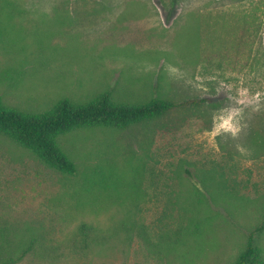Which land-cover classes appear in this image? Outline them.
Masks as SVG:
<instances>
[{"label": "rangeland", "instance_id": "374dc122", "mask_svg": "<svg viewBox=\"0 0 264 264\" xmlns=\"http://www.w3.org/2000/svg\"><path fill=\"white\" fill-rule=\"evenodd\" d=\"M107 91L206 101L68 131L73 174L0 135V264H234L264 218V0H0L6 107Z\"/></svg>", "mask_w": 264, "mask_h": 264}, {"label": "trees", "instance_id": "16d2710c", "mask_svg": "<svg viewBox=\"0 0 264 264\" xmlns=\"http://www.w3.org/2000/svg\"><path fill=\"white\" fill-rule=\"evenodd\" d=\"M204 101L205 98L118 101L107 91L84 103H75L65 97L51 110L32 113L6 107L0 95V135L30 151L51 168L73 174L77 171V165L61 143L63 134L68 131L92 125L126 128L135 122L161 116L174 107L196 105ZM82 227L85 228L84 225ZM262 233L264 218L249 231L245 247L234 264H264L263 251L257 243ZM31 247L24 249L16 258L11 257L5 264H16Z\"/></svg>", "mask_w": 264, "mask_h": 264}, {"label": "clouds", "instance_id": "9594fccd", "mask_svg": "<svg viewBox=\"0 0 264 264\" xmlns=\"http://www.w3.org/2000/svg\"><path fill=\"white\" fill-rule=\"evenodd\" d=\"M228 123V121H225V124H227Z\"/></svg>", "mask_w": 264, "mask_h": 264}]
</instances>
